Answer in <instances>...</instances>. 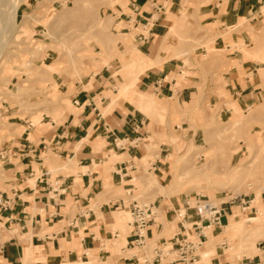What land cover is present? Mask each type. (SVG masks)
I'll use <instances>...</instances> for the list:
<instances>
[{"label": "crops", "instance_id": "obj_1", "mask_svg": "<svg viewBox=\"0 0 264 264\" xmlns=\"http://www.w3.org/2000/svg\"><path fill=\"white\" fill-rule=\"evenodd\" d=\"M258 1L208 0L200 5V14L211 26L240 24V18L249 23L251 14L257 12ZM181 3L182 0H114L106 10L116 21L124 23L125 34L132 33L130 43L154 59L157 52L164 56L159 52L163 28ZM167 12L173 15L166 20ZM242 36V31L229 34L233 42ZM229 55L236 64L228 70L223 64L222 75L227 79L226 87L236 94L234 100L240 107L258 98L257 87L253 85L255 78H252L256 75L255 63L241 61V55L235 51ZM120 64L113 57L94 74L70 85L61 84L68 100L61 114L41 120L35 126L25 125L22 130L14 127L11 133L15 136L8 137L6 133L1 137L0 193L7 207L0 209V264H62L65 261L87 264L91 256H96L101 264L109 257L103 245L118 234L115 229L112 232V212L128 211L132 202H137L136 198H130L135 188L132 173L143 174L142 165L147 161L149 174L159 182L167 178L171 168L167 157L176 155L177 145L162 139L172 134L175 125L170 130L167 125L151 122L128 98L118 95L122 78L115 73ZM181 67L178 58H168L140 74V84L136 87L155 96L171 111L170 123H174L172 118L179 116V112L185 111V106L191 112L199 97V78L183 74L179 71ZM240 69L249 71L252 81L248 76L240 78ZM230 115L236 114L230 111ZM152 139L159 140L157 150H151ZM151 152L153 160L149 161ZM173 173L171 168L170 175ZM120 189L125 198L116 196ZM189 198L193 197L183 194L178 200L173 196L163 200L157 195L152 202H147L162 211L167 222L174 220V227L168 238H156L162 224L154 221L147 227L146 240L175 242L179 229L177 219L181 218L178 211L183 210ZM230 211L229 205L220 217L219 226L210 229L219 228ZM192 219H186L185 223ZM189 231L192 232L191 228ZM124 238L122 252L131 248L129 233ZM29 242L42 247L44 262L30 259L34 256L29 253ZM217 260L213 256L211 264H219ZM111 264L131 262L122 257Z\"/></svg>", "mask_w": 264, "mask_h": 264}, {"label": "rangeland", "instance_id": "obj_2", "mask_svg": "<svg viewBox=\"0 0 264 264\" xmlns=\"http://www.w3.org/2000/svg\"><path fill=\"white\" fill-rule=\"evenodd\" d=\"M25 1L19 0L12 27L16 26L11 28V33H7L11 43H8L0 57L2 58L0 139L6 133L8 137L15 136V133H11L14 127L22 130L25 125L35 126L41 120L53 119L61 114L68 100L62 93L60 85H70L74 81H80L94 74L101 66L108 65V61L113 57L120 60V68L115 74L122 79L124 76L121 80L123 84L130 77L133 79L137 71L138 75L150 68L148 67L150 63H146L142 67L138 65L131 68L130 76H125L124 72L122 75L120 72L123 65L131 58L137 63L136 53L139 51L134 44L130 43L131 32L125 34L122 29L124 23L116 21V17L109 15L106 10L107 7L111 8L114 0H33L30 4H26ZM207 1L182 0L174 15L167 12L166 20L171 15L173 17L166 24L168 28L165 26L167 31L163 28L165 32L163 31L161 38L172 26V28L175 27V36L172 35L170 45L167 41L161 44L163 48L165 47L162 52L164 56H161L162 61L178 58L182 65L179 71L197 76L199 97L197 102H194L191 112L185 106V111L179 112V116L172 118L174 123L169 122L168 115L171 111L167 107L158 108L153 113H145L151 122L167 125L170 130L173 127L172 124L175 125L171 130L172 134L162 139V141L169 140L173 146L177 145L176 155L169 154L167 157L174 173L173 176L170 175V168L167 178L159 182L148 173L149 165L146 161L142 165L143 174L132 173L134 179L131 182L135 188L130 196L143 204L152 202L157 195H161L163 200L171 196L178 200L179 196L189 194L193 197L189 198L192 206L194 204L192 199L198 196L199 199H208L216 205H224L233 196H245L251 200L253 193H256L257 201L253 204L249 203V209L241 210L240 205L233 201L230 203L231 211L227 214V219L222 222L223 225L214 228L213 231L210 227H204L206 239L200 247L214 238V234H220L224 224L229 225L233 221H238L240 217H256L258 212L264 210V0L258 1L257 12L251 14L252 20L249 23L246 22L245 27L240 28L233 27L241 25L246 21L245 18L239 19L240 24L221 23V27L215 24V28L206 24L199 7ZM4 9L5 12H9L7 8H2ZM216 28L217 30H214ZM241 31L242 38L233 42L229 34ZM219 38L224 41H220ZM226 46L228 47L225 48ZM253 46H256L255 53ZM248 48H252L251 52ZM130 51H134L133 55ZM233 51L241 55V61L248 60L255 63L256 68L253 71L256 75L252 78H255L253 85L257 87L258 98L240 107L234 100L236 94L226 87L227 79L222 75L223 64L227 66V70L231 65L236 64L233 57L229 58L231 56L229 54ZM246 52H250L251 55ZM257 55H260L261 62L257 60L259 59ZM246 72L240 69V78L248 76L250 79L249 71ZM129 93L128 100L132 102V90ZM235 105L236 107L232 108ZM230 111L236 115H230ZM158 141L152 139L151 150H157ZM183 154L184 157L180 159L179 156ZM149 155V161L153 160V153ZM176 159L177 162L174 163ZM235 165L243 170L234 180L229 176L230 172L226 170H230L232 168L230 166ZM151 178L157 180L158 184L154 186L156 190L147 187L148 180ZM166 192L168 194H164ZM124 194V191L120 189L116 196L125 198ZM119 210L113 211V214L115 215ZM126 212L125 232L122 235V231L118 229L119 235L105 242L103 248L109 251V257L101 264L115 263L121 256L130 254H149L152 246L156 244V240L147 239L142 249L130 248L124 252L121 251L124 250L122 248L125 243L124 237L130 229L128 223L126 224L130 220L128 211ZM182 212L184 211L182 210L181 214ZM161 214L162 211L155 209V222L162 224V230L156 238L158 236L168 238L173 232L174 220L167 222ZM252 224L254 229L259 227V223ZM247 230L244 232L249 233ZM250 235L254 237L255 242L264 239V234L252 232ZM238 237L239 235L235 239H239ZM117 238L122 244H118L117 252L116 250L112 252L111 247L112 249L115 247ZM222 238L228 242L235 240L233 232H229ZM28 245L35 247L30 242ZM205 248L208 249L207 246ZM217 253H221L220 249H217ZM214 257L218 259L219 264H231L238 260H231L228 255L223 254ZM87 264H100V262L96 256H91Z\"/></svg>", "mask_w": 264, "mask_h": 264}, {"label": "bare ground", "instance_id": "obj_3", "mask_svg": "<svg viewBox=\"0 0 264 264\" xmlns=\"http://www.w3.org/2000/svg\"><path fill=\"white\" fill-rule=\"evenodd\" d=\"M18 3H19V0H0V57H1V54L3 53V51L7 48L8 43H11V41L8 39V35L9 34H7V33L12 31L11 28H14L16 26L15 25V26L12 27V25L14 24V19H15L16 14H17V10H18ZM2 8H7L9 12H5L6 10L5 9L2 10ZM246 22L247 21H244L241 25H238V26L236 25L233 28H237V27L240 28L242 26L245 27V25L247 24ZM166 27H164V28L167 31L168 27L167 28ZM172 27L168 30L166 35H163V37L161 38L159 52L160 51L164 52L163 49H165V47L163 48L161 46V44L163 42L167 41L168 45H170L169 43H171L172 35L175 36V33H174L175 27L174 28H172ZM231 30H233V29H231ZM241 46H240V48H241ZM227 47L228 46H226L225 48H227ZM255 47L256 46L252 47L253 51L255 50L254 49ZM252 48H248V51L250 49V52H251ZM256 49H258V48H256ZM244 51H247V50H244ZM132 52H134V51H132ZM132 52L130 51V53L133 55ZM250 52H246V53L249 54ZM257 52L258 51L256 50V53ZM254 53H255V51H254ZM254 53H253V55H255ZM136 55H137V57H136L137 58V60H136L137 63L134 62L135 60L133 61V58H131L129 62H127L126 64L123 65L122 70L120 72L121 73L124 72L125 76L126 75L130 76V69L131 68L138 67V65H140V67H142V65H146V63H150L148 65V67H151V66L154 65V63L157 64V63L162 62V59H163L161 57V54H158V52H157V55H156V57L154 59L146 57L145 55H143L140 52H137ZM249 55H251V54H249ZM257 56L259 58L260 55H257ZM1 60H2V58H0V65H1ZM257 60L260 61L262 59L259 58ZM255 61H256V58H255ZM133 63H135V64H133ZM143 67H145V66H143ZM134 72H135V70H134ZM134 72H131V73H134ZM137 73H138V71H137ZM137 73H136V75L134 74L135 76L133 77V79H130L131 77L129 79H127V80L125 79L126 82L124 84L122 83L123 84L122 87H119L118 93L120 95L124 96L125 98H128V95L130 94L129 92L132 90V93H131V96L133 97L132 103L138 109H140L141 111H143L146 114L147 113H153V111L157 110L158 108L163 109L165 106L163 107V105L160 104L157 100H155L154 97L148 95L145 92L138 91L135 88L137 83L140 82V81L138 82L140 74L137 75ZM124 74L122 73V75H124ZM132 76H133V74H132ZM123 79H124V76H123ZM235 107H236V105L234 107H232V108H235ZM183 157H184V154L179 156L180 159L183 158ZM176 162H177V159L175 160L174 163H176ZM230 167H232V168L231 169L229 168L230 170H226V171H229L230 172L229 176H231L235 180V179L238 178V174H240L243 169L240 166H236V165L235 166H230ZM236 175H237V177H236ZM147 184H148L147 187L154 189L155 184H158V183H157V180L155 178H151V179L148 180ZM159 190L161 191L162 189H159ZM164 191H166V190H164ZM164 194H168V192H166ZM256 198H257L256 193H253V197L251 198L250 203H252V204L255 203L257 201ZM182 214H183V212H182ZM182 214L180 212V215H182ZM126 217H127V212L124 209H120L119 212H117L115 215L112 212V219H113L112 228H114L115 230L120 229L122 231V235H123V232H125L124 221H125ZM179 219H180V216H179V218L177 220H179ZM252 223H256V224L259 223V227L254 229ZM126 224H127V222H126ZM246 229H248L247 231H249V233L244 232V231H246ZM229 232H233L234 233V239H235V237L237 235H239V237H238L239 239H235L232 242H228L227 240H225V238L223 239L222 237H224V235L228 234ZM252 232H254L255 234L256 233L264 234V210L258 212V216H256V217H240V219L238 221H233V223H231L229 225L228 224H224L223 231H221L220 234H218V235L214 234V238L209 239L208 243L206 242L207 243L206 245H204V246L199 248L200 249L199 250V260H198V262L196 264H200V260H201V262H204V264H211V262H210L211 257L212 256H218L219 257L221 254L228 255L229 259H231V260L232 259H239L242 256H245V257L249 256L250 257V255H253L254 252H255V243H256L255 240H254V237H252V235H250V233H252ZM117 240H118V238H117ZM118 244H122L120 239L117 241V244L115 245V247L113 249L111 247V251L112 252H114L115 250L117 252ZM206 246L208 247V249L205 248ZM217 249L218 250L220 249V251H221L220 254L217 253ZM29 251L28 252L31 253L34 256V258L30 257V259L39 260V261L45 260V255H43V253L41 252V248L39 246H35V247L30 246L29 247ZM146 255L150 256L151 253L146 254ZM62 264H78V263H74L72 261H65Z\"/></svg>", "mask_w": 264, "mask_h": 264}, {"label": "built area", "instance_id": "obj_4", "mask_svg": "<svg viewBox=\"0 0 264 264\" xmlns=\"http://www.w3.org/2000/svg\"><path fill=\"white\" fill-rule=\"evenodd\" d=\"M192 201L194 202L192 206L188 200L181 208L184 212L178 220L179 229L175 235L178 236V239H174L175 242H165L164 240L156 242L151 248L150 256L140 253L139 256L130 254L120 258L123 257L131 264H196L199 260L198 248L205 240L203 228L218 227L221 215L233 201L240 205L241 210L250 208V200L245 196H233L224 205H216L205 198L199 199V196ZM6 207V201L0 193V209ZM128 214L130 217L127 222L130 226L128 246L142 249L146 244L147 227L155 221L154 205L133 201L128 209ZM188 218L193 219L190 223H185ZM231 264H264V239L255 243V252L252 256L240 258Z\"/></svg>", "mask_w": 264, "mask_h": 264}]
</instances>
